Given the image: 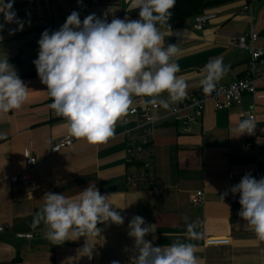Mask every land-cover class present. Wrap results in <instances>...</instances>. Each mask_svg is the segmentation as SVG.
I'll return each mask as SVG.
<instances>
[{
	"label": "crops",
	"instance_id": "0c3cea01",
	"mask_svg": "<svg viewBox=\"0 0 264 264\" xmlns=\"http://www.w3.org/2000/svg\"><path fill=\"white\" fill-rule=\"evenodd\" d=\"M129 4L130 0H15L14 10L25 24L14 35L8 30L17 25H5L0 32V59L8 55L9 63L30 90L19 110L0 113V228H4L0 233V264L132 263L134 240L127 233L135 215L156 224L155 233L146 237L155 246L177 241L196 244L200 264H264V242L238 215L240 196L230 192L244 172L264 173V79L257 83L254 96L244 94L241 103L229 109L217 111L209 102L192 126L172 117L162 122L153 144L156 183L152 187L128 184V176L139 170L128 162L127 141L136 122L127 121V116L117 123L115 135L105 143L75 139L72 147L52 153V147L69 134L66 121L49 109L52 101L33 64L42 32L58 30L81 5L97 17L139 18V9L127 11ZM246 6H250V12L244 11ZM200 15H215V19L198 31L195 26ZM200 15L170 24L172 35L165 42L166 46L178 44L177 75L186 80L188 96L194 97L204 94L200 85L203 69L215 58L222 57L229 68L216 86L245 78L249 56L230 46L235 37L247 34L253 26L258 33L257 47L264 49V0H227ZM133 99V107L148 106L144 103L147 97ZM249 110L257 117L254 133L236 137L232 129ZM168 114L169 109L158 116ZM27 151L38 161L33 181L28 186H13L10 179L24 171ZM89 184H95L102 195H109V203L124 217L123 225H98L103 231L90 239L94 245L91 260L80 251L84 237L54 245L45 238L43 224L33 226L46 192L75 198ZM197 191L205 194L201 205L191 202ZM226 191L229 194L222 202L219 196ZM186 216L188 222L198 224L196 230L203 234L200 239H186ZM28 234L35 238H20ZM211 241L223 242L210 245Z\"/></svg>",
	"mask_w": 264,
	"mask_h": 264
},
{
	"label": "clouds",
	"instance_id": "9594fccd",
	"mask_svg": "<svg viewBox=\"0 0 264 264\" xmlns=\"http://www.w3.org/2000/svg\"><path fill=\"white\" fill-rule=\"evenodd\" d=\"M14 3L0 0L4 21L0 32L7 24L17 25L8 30L9 35L22 31L25 24L18 18ZM175 4L176 0H130L127 11L139 9V19L125 16L111 22L106 15L97 17L95 13L81 21L79 12L73 11L58 30L42 32L33 64L52 101L49 109L66 121L70 137L89 144L107 142L115 135L117 123L135 112L134 97H147L145 104L166 110L187 99V82L177 75L180 48L165 43L172 35L169 21ZM228 70L222 57L206 63L200 79L203 93L212 94ZM29 90L8 55L0 59V113L19 110L28 100ZM164 93L167 98H163ZM254 129L255 123L248 118L232 131L240 137L252 135ZM230 192L239 194L238 215L264 242V177L257 180L246 173ZM228 194L226 191L219 196L222 202ZM184 219L186 239H200L203 234L196 230L198 224L188 222L187 216ZM41 224L45 238L54 245L84 237L80 251L91 260L94 245L90 239L103 231L98 225H123L124 217L109 203V195H102L95 184H89L75 198L46 192L33 221V226ZM155 229L156 224H148L139 215L129 221L127 234L134 240L132 264H200L196 244L177 241L161 247L147 240ZM111 264L120 262L113 260Z\"/></svg>",
	"mask_w": 264,
	"mask_h": 264
},
{
	"label": "built area",
	"instance_id": "2783aa9c",
	"mask_svg": "<svg viewBox=\"0 0 264 264\" xmlns=\"http://www.w3.org/2000/svg\"><path fill=\"white\" fill-rule=\"evenodd\" d=\"M245 12H250V6L244 8ZM79 14L81 20L90 13L89 8L85 5L79 7ZM133 19H139L134 16ZM215 15H200L196 19L195 29L201 31L205 23L214 20ZM112 19H108L111 22ZM258 33L255 27H251L247 34L235 37L230 46L245 52L249 56L248 70L245 78L235 81L226 86H216L215 91L210 95L202 94L199 97L187 96V99L175 104L169 109V114L159 117V113L166 110L160 106H153L148 104L145 107L134 106L135 112L127 116V121L134 119L136 126L129 132L131 134L127 141V155L128 162L136 166L138 173L128 176L127 181L133 187H152L156 183L155 176V160H154V139L155 133L159 125L172 117L177 121L184 123L186 126L196 124L205 110V106L209 102H213L217 111H222L238 105L242 101L244 94L255 95L257 83L264 79V70L261 67L264 65V49L257 47ZM149 99V98H147ZM251 118L256 125L257 117L254 111L249 110L243 113L242 119ZM187 132V131H186ZM75 139L70 136H65L52 147V153L56 154L63 149L73 146ZM38 168V161L30 152L25 153V169L24 171L12 177L10 183L15 185L28 186L32 183L34 173ZM251 173L257 180L264 177V173L257 170L246 171ZM194 205H201L205 202V194L203 191H197L191 198ZM4 228H0V233ZM27 240H33L34 234L20 236ZM223 241L208 242L210 245ZM227 242V241H225ZM132 264V263H128Z\"/></svg>",
	"mask_w": 264,
	"mask_h": 264
},
{
	"label": "trees",
	"instance_id": "16d2710c",
	"mask_svg": "<svg viewBox=\"0 0 264 264\" xmlns=\"http://www.w3.org/2000/svg\"><path fill=\"white\" fill-rule=\"evenodd\" d=\"M227 0L209 1V0H176L172 11L170 24L176 23L190 17L200 15L205 9L224 4Z\"/></svg>",
	"mask_w": 264,
	"mask_h": 264
}]
</instances>
